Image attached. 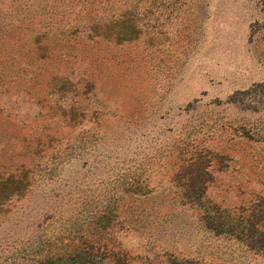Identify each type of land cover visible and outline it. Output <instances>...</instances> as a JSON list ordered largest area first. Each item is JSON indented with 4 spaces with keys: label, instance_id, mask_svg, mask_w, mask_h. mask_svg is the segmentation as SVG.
I'll list each match as a JSON object with an SVG mask.
<instances>
[{
    "label": "rangeland",
    "instance_id": "obj_1",
    "mask_svg": "<svg viewBox=\"0 0 264 264\" xmlns=\"http://www.w3.org/2000/svg\"><path fill=\"white\" fill-rule=\"evenodd\" d=\"M73 250L264 264V0H0V264Z\"/></svg>",
    "mask_w": 264,
    "mask_h": 264
},
{
    "label": "trees",
    "instance_id": "obj_2",
    "mask_svg": "<svg viewBox=\"0 0 264 264\" xmlns=\"http://www.w3.org/2000/svg\"><path fill=\"white\" fill-rule=\"evenodd\" d=\"M260 234H262V233H260ZM67 256L71 259V258H76L77 260L76 261H78V262H76L77 264H85L84 263V259L82 258V254H81V252H79L78 250H73V251H71L70 253H68L67 254ZM55 257V256H54ZM53 257V258H54ZM53 258H48V260H46L47 261V263H50L51 261H62V259L61 258H59V257H57L56 259H54V260H52ZM68 258V259H69ZM86 261V260H85ZM187 264V263H186Z\"/></svg>",
    "mask_w": 264,
    "mask_h": 264
}]
</instances>
